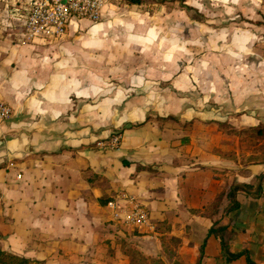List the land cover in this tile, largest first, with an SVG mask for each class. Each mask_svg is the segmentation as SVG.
I'll return each instance as SVG.
<instances>
[{"label": "crops", "instance_id": "0c3cea01", "mask_svg": "<svg viewBox=\"0 0 264 264\" xmlns=\"http://www.w3.org/2000/svg\"><path fill=\"white\" fill-rule=\"evenodd\" d=\"M34 1L0 0V97L13 109L0 123V249L44 264H247L227 261L208 234L219 220L231 252L264 264V136L249 150L220 127L264 121L244 118L238 99L177 98L183 73L177 94L152 95L147 69L106 75L102 26L88 21L80 36L69 23L60 40L17 45ZM109 75H127L125 85ZM116 133L117 148L98 145ZM244 185L228 211L229 191ZM125 193L148 225L113 221L106 205Z\"/></svg>", "mask_w": 264, "mask_h": 264}, {"label": "rangeland", "instance_id": "374dc122", "mask_svg": "<svg viewBox=\"0 0 264 264\" xmlns=\"http://www.w3.org/2000/svg\"><path fill=\"white\" fill-rule=\"evenodd\" d=\"M106 4L100 21L70 22L71 28L84 21L89 27L102 26L95 36L104 49L106 75L112 70L128 74L147 69L152 95L177 94L172 82L183 73L184 92L177 98L211 107L238 99L244 118L264 121V0H142L141 4L106 0ZM89 27H80L75 34L80 36ZM126 76L109 75L106 80L125 85ZM249 126L244 122V129L238 130L245 148L251 150L260 141ZM258 146L264 147V142Z\"/></svg>", "mask_w": 264, "mask_h": 264}, {"label": "built area", "instance_id": "2783aa9c", "mask_svg": "<svg viewBox=\"0 0 264 264\" xmlns=\"http://www.w3.org/2000/svg\"><path fill=\"white\" fill-rule=\"evenodd\" d=\"M106 0H36L22 20L23 32L17 45L31 44L36 40L52 42L66 37L72 19H87L98 22L104 15ZM12 107L0 97V123L10 120ZM122 140L116 133L98 143L100 147L114 149ZM21 176L18 175V178ZM107 208L115 222L141 227L150 223V214L134 196L122 194L108 201Z\"/></svg>", "mask_w": 264, "mask_h": 264}, {"label": "trees", "instance_id": "16d2710c", "mask_svg": "<svg viewBox=\"0 0 264 264\" xmlns=\"http://www.w3.org/2000/svg\"><path fill=\"white\" fill-rule=\"evenodd\" d=\"M131 4H141L142 0H128ZM220 127L226 129V131L230 134L235 135H242V130H238L234 127L229 128V124L227 122L220 123ZM250 131H254L256 135L258 136H264V126L259 127H251ZM121 134V133H120ZM114 135V134H113ZM109 139V138H108ZM250 185H244L243 186H236L235 188H232L228 196L232 200L233 205L231 208H229L228 211L235 210L239 208V203L235 200V196L237 191L239 190H245V188H249ZM209 235H215L220 239L222 252L226 258L227 261H233L237 260L241 257H245L247 264H257L254 262L247 250H242L240 252H231L229 241L231 238V232L228 229L227 225L220 224L219 220H215L213 222L212 227L209 229L208 232ZM204 245L201 248V254H203V248ZM0 264H44L43 262L37 261V260H31L26 257L18 256L16 254H13L11 252H7L5 250L0 249Z\"/></svg>", "mask_w": 264, "mask_h": 264}]
</instances>
